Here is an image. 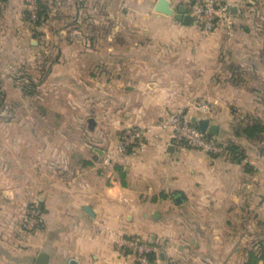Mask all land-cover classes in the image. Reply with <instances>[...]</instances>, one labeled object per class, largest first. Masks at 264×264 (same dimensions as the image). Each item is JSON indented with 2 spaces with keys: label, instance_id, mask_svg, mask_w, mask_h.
Segmentation results:
<instances>
[{
  "label": "crops",
  "instance_id": "crops-1",
  "mask_svg": "<svg viewBox=\"0 0 264 264\" xmlns=\"http://www.w3.org/2000/svg\"><path fill=\"white\" fill-rule=\"evenodd\" d=\"M11 1L0 0L2 92L17 87L9 75L20 49L15 45H32L24 19L3 18ZM88 1L90 27L109 33L107 48L61 54L78 61L87 56L98 67L77 71L74 82L86 94L69 104L40 102L36 117L7 119L22 124L20 130L0 127V264H36L40 254L49 264H137L117 250L118 236L162 245L167 264H240L244 221L248 226L264 209V192H257L264 182H256V173L250 177L244 162L178 144L159 130L142 154L104 163L126 128L160 122L166 112L196 100L219 103L215 93L226 82L231 91L246 86L224 66L240 53L228 50L231 40L222 30L206 34L176 17L181 8L189 14L193 0H168L175 15L156 11L158 0ZM227 1L239 29L241 12L254 3ZM130 13L136 14L135 34L113 39L110 31L124 27ZM196 118L218 125L219 139L224 126L212 115ZM259 159L264 163V155ZM33 201L41 205V224L29 233L23 219Z\"/></svg>",
  "mask_w": 264,
  "mask_h": 264
},
{
  "label": "rangeland",
  "instance_id": "rangeland-1",
  "mask_svg": "<svg viewBox=\"0 0 264 264\" xmlns=\"http://www.w3.org/2000/svg\"><path fill=\"white\" fill-rule=\"evenodd\" d=\"M10 4L11 7L7 11L4 10L3 18L13 22L15 16L19 15L20 19H24L30 26L29 37L32 40V45L28 41L25 44L15 45L20 49L15 50L12 56L9 75L15 76L17 87H12L10 84L12 89L7 86L5 92L0 91L1 130H6L4 127L8 129L12 127L11 130L15 131L20 130L19 127L23 125L18 124V121L10 123L8 118L13 119L23 115L36 117L42 111L39 107L40 102L69 104L83 93L86 94L82 85L79 86L74 81L79 76L78 69H88L92 61L87 56L80 61L66 57L62 59L61 54L65 52L85 55L103 52L107 48V44L103 42L106 34L108 36L109 33H105L104 29L90 27L88 20L91 13L88 0H12ZM60 10L68 13L67 17L61 15ZM123 19H125L124 27L110 31L113 39L117 35H129L130 31L135 34L133 28L136 14L130 13ZM238 23L240 28L238 29L235 24V33L231 38L224 31L223 33L226 39L231 40L227 45L230 47L228 50L238 51L240 58L237 61H229L224 66L236 70L237 78H243L242 81L246 86L237 90L238 92L231 91L228 90L230 85L226 82L228 87L220 93H215L221 99L219 103H210L206 100V103H209L208 112H197L195 115L198 118L212 115L215 122L224 126L219 139L227 148L226 155H230V151L236 147L239 157H248V160L244 158L243 162L247 166L249 176L256 173V182H264V174L257 177V172L264 170V163L259 159L264 155V132L255 139H249L241 131L246 125L255 121H259L264 127V2L245 7ZM63 40L66 42L64 43ZM90 67L92 70L95 66L91 64ZM94 69L97 70L98 67ZM4 78L10 81L7 77ZM87 78L83 75L81 79L87 81ZM227 79L232 78L227 75ZM196 101L200 102V100ZM13 103L20 106H14ZM63 110L68 109L63 107ZM33 125L38 126L36 123ZM238 131L242 133L241 136H237ZM262 191L264 192V188L257 190L261 194ZM244 223L246 228L241 232L246 239L241 246L243 245L246 250L240 253V264H264L263 207L261 209L259 207L255 221L250 220L248 226L247 221ZM247 228L250 232L249 237ZM159 247L163 254L164 247L160 244ZM132 259L139 264L134 258ZM163 264L167 263L163 260Z\"/></svg>",
  "mask_w": 264,
  "mask_h": 264
},
{
  "label": "built area",
  "instance_id": "built-area-1",
  "mask_svg": "<svg viewBox=\"0 0 264 264\" xmlns=\"http://www.w3.org/2000/svg\"><path fill=\"white\" fill-rule=\"evenodd\" d=\"M254 4L264 0H251ZM193 23L204 33H213L218 30L231 38L235 33V19L233 6L227 0H193L190 8ZM34 17L36 15H33ZM209 105L205 102H194L190 106L179 107L166 112L162 121L146 127L130 126L123 131L117 147L107 153L104 163L108 166L127 156L142 154L149 141V135L159 130L171 134L178 144L205 151L210 154H226L227 148L215 136L209 137L208 132L202 131L193 121L197 112H208ZM24 228L29 233L36 231L41 221V205L33 201L24 216ZM117 250L134 258L139 264H163L161 249L158 244L151 243L140 237L118 236L115 240ZM156 258L151 259L150 255Z\"/></svg>",
  "mask_w": 264,
  "mask_h": 264
},
{
  "label": "water",
  "instance_id": "water-1",
  "mask_svg": "<svg viewBox=\"0 0 264 264\" xmlns=\"http://www.w3.org/2000/svg\"><path fill=\"white\" fill-rule=\"evenodd\" d=\"M156 11L167 14V15H175V10L171 7L170 2L168 0H158L156 7ZM179 20L184 21L185 24L190 25L193 23V18L190 14H186V9L181 8L180 13L176 15ZM193 121L196 122L199 128L202 131L208 132L212 135H217L219 126L216 124H211L209 119H197L193 118ZM164 255H162L163 257ZM49 257L46 254H40L36 260V264H49Z\"/></svg>",
  "mask_w": 264,
  "mask_h": 264
},
{
  "label": "trees",
  "instance_id": "trees-1",
  "mask_svg": "<svg viewBox=\"0 0 264 264\" xmlns=\"http://www.w3.org/2000/svg\"><path fill=\"white\" fill-rule=\"evenodd\" d=\"M40 15H41V12H40ZM241 131H242L243 135L246 136L247 138L255 139L258 137L259 134L264 132V127L261 125V123L259 121H255L253 124L250 123V124L246 125V127H244ZM242 133H240L238 131L236 134H237V136H241ZM208 136L209 137H215V135H212L210 133H208ZM233 148H234V150H232L233 152L229 150L231 152L230 156H231L232 160L237 162V163H242L243 159L245 157H242V156L239 157V155L236 153V147H233ZM150 257H151V259L156 258L155 255H153V254L150 255Z\"/></svg>",
  "mask_w": 264,
  "mask_h": 264
}]
</instances>
